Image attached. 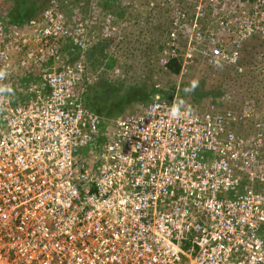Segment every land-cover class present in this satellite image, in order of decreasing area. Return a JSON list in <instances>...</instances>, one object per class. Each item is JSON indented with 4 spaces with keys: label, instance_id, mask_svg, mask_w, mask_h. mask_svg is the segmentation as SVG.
<instances>
[{
    "label": "built area",
    "instance_id": "2783aa9c",
    "mask_svg": "<svg viewBox=\"0 0 264 264\" xmlns=\"http://www.w3.org/2000/svg\"><path fill=\"white\" fill-rule=\"evenodd\" d=\"M240 1L210 0L236 10L227 16L234 51L210 52V65L236 67L241 41L264 39V0ZM2 18L0 264H264L261 134L241 141L227 130L229 115L155 101L103 135L84 103L86 67L59 52L68 40L84 50L82 31L55 8L22 27ZM187 18L181 11L174 26ZM45 63L22 89L35 77L22 70ZM243 118L264 126L252 112Z\"/></svg>",
    "mask_w": 264,
    "mask_h": 264
},
{
    "label": "trees",
    "instance_id": "16d2710c",
    "mask_svg": "<svg viewBox=\"0 0 264 264\" xmlns=\"http://www.w3.org/2000/svg\"><path fill=\"white\" fill-rule=\"evenodd\" d=\"M86 1L88 0H12V4L9 5L10 8L5 17L3 16V19L8 25L22 27L27 21L37 18L44 10L49 8H55L66 17L70 16L71 12L76 11L77 14L85 11L84 14L86 15L88 13V7L84 5ZM102 1L104 9L102 14L109 20V24L118 25V21H121L120 19L125 14L123 5L120 7L116 4L115 0ZM143 1L147 9L148 5H146V2H152H149V5L153 9L148 10L149 14L153 15L151 18L156 19L160 29L162 28L164 32L163 35H169L172 20L169 19L168 24L165 23L161 14L164 4L166 5V0ZM151 20L147 24L143 23L144 25L136 23L132 27L133 29H120L124 33V36L115 54L108 53L107 55H103V46L107 47V43H104L101 48V45H94L92 39L88 37L87 49L91 60L94 61V57H103L102 59L107 62L106 66L109 71L116 68L119 72V75H115V77L110 72L104 73L102 78L97 80V83L87 90L84 97L85 106L100 115V117H103L102 134H107L115 125L117 118L125 113L126 110L128 114L124 117H130L139 114L144 108L155 101L165 102L166 104L174 103L176 107L187 109L196 115L205 114L210 109H212L211 112L213 114L220 116L229 115L231 120L230 125H227V130L233 132L241 141L255 138L260 133L263 134L260 129H257L256 125L243 123L245 110L240 106L239 102L248 92L247 86L244 87L251 76L248 68L250 67L251 69V63L255 61L257 54L255 53L250 58L242 55V58L239 60L241 73L243 71L242 74L237 73L231 67L225 66L216 69V74L220 78L219 82L214 79L213 74H208L207 83L209 87L203 93V97L206 96L208 102L200 103L196 92L202 89L205 81L201 80L199 85L190 88L188 95L180 93L182 90L180 88L175 91L172 83L182 70V59L179 57L173 59L165 57L163 54L165 50L164 39L151 40L155 35L153 33L157 29L156 22L154 20L150 22ZM67 24L70 28L79 29V25L75 23V19L72 21L67 20ZM64 46L62 47V51L60 47V53L66 56L64 58L66 62L79 59L77 51H74L71 48L72 46L66 49H64ZM140 56H144L148 60V68L146 67L147 72L144 77H141V75L140 77H136V74H141L135 65L136 62L142 61ZM89 58V62H92ZM122 58L124 59L122 60ZM142 63H138L140 69L141 67H145L144 64L141 65ZM84 64L88 71V64L86 62ZM262 74L259 79L264 81V73L262 72ZM156 77L159 80L156 81ZM112 78L116 79V81ZM189 95L191 98L187 102ZM199 97H201L200 94ZM15 100L23 102L25 101V96L22 93L20 95L16 94ZM251 109L252 112L255 111L253 108ZM254 115L256 116L257 113H254ZM103 137L101 136L100 138ZM260 151L264 154V134L263 146L260 148ZM255 188L257 192H262L263 190L262 187Z\"/></svg>",
    "mask_w": 264,
    "mask_h": 264
},
{
    "label": "rangeland",
    "instance_id": "374dc122",
    "mask_svg": "<svg viewBox=\"0 0 264 264\" xmlns=\"http://www.w3.org/2000/svg\"><path fill=\"white\" fill-rule=\"evenodd\" d=\"M86 2H84V5L88 7V13L86 15L84 14L85 11L81 10V13L77 14L76 11L71 12V15L68 17L65 16L66 20L68 21H72L75 19V23L79 25L78 28L82 31L83 34V42L85 47L84 50H81L78 47L74 46V44L70 40L64 41L60 47L62 51L63 45H65L64 49L70 48L72 46L71 48L74 51H77L79 59L74 61L69 60V63H75L80 61L81 59L83 64L85 62L88 64L89 70L87 71V73L89 79H91L90 82H92V85H90V87H92L97 83V80L102 78L104 73L110 72L112 73V76L115 77V75H119V72L116 68L109 71L106 66L107 62L102 59L103 57H94V61L91 60L90 55H88L87 49L88 37L92 39V43L94 45H101V48L104 43H107L108 48L106 46H103V55H107L108 53L115 54L117 52V47L120 45V43H122L121 39L124 36V33H122L120 29L123 30L127 28H132L136 23L147 24L150 19H152L150 22H152L153 20L156 22V19L151 18L153 15H150V12H148V10L153 9L149 5L150 3H152L150 1V3L148 1L146 2V5H148L147 9L143 0H115L116 4H118L120 7L123 5L125 9V14L122 16V19H120L121 21H118V25H113V23L109 24V20H107L102 14L104 10L102 7V0H88ZM239 3L245 5L247 8L252 4L250 0H241ZM11 4L12 0H0V15H3L5 17L8 9L10 8L9 5ZM220 4L221 5L219 7H216L212 6L210 0H167L166 5L164 4L163 6V11L161 12V14L165 23L168 24V20H172L171 29L169 30L170 33L169 35H163L164 32L162 31V28L160 29V26L156 22L157 29L153 33L155 35L152 37L151 40H158L159 38L164 39V52H166L167 55L171 53H176V58H182L186 50L191 45H193V42L195 43L194 39H199L195 43L196 50L194 51L190 62L186 66L182 63V70L180 74L176 77V80H173L172 85L174 86L175 91L180 88V90L182 89L180 93H185L186 95H188L190 88L196 87L197 85H199L201 80H204L205 84L203 85L202 89L198 91L201 97H199L198 92H196L200 103L208 102L206 96L203 97V93L205 92V90H207V87H209L207 83V79L209 78L208 74H213L214 79L219 82L220 78L216 74V69L218 67H231L238 73V69H241V66L239 65V60L242 58V55L246 58H250L256 53L257 55L255 61L251 63V69L250 67L248 68V72L251 73V76L244 85V87L247 86L248 92L239 102L241 104L240 106H242V108L245 110L244 113L252 112L251 108H253L257 112L259 124L264 125V81H262V79H259L263 75L262 72L264 73V39L260 37H252L249 39L242 40L239 46L240 49L238 51V64L236 67L222 63L217 64L215 66L209 64L208 60L210 52L214 50L222 51V48H224L228 54H232V52L234 51L233 45L236 40L234 33L235 30L233 29L231 23L229 22L230 19L227 16L230 15V18L233 19L232 15L236 10H230L231 7H226V5L224 6L222 2ZM194 8L196 10H194ZM181 11L187 13L189 15V18L179 20L181 27L179 25L174 26V21L177 19ZM191 20L195 21V25L199 28L198 31H195L194 29L193 31H191V26L194 25ZM2 21L4 22V19ZM226 23H229L228 26H226ZM72 29L75 30L77 28L72 27ZM174 30L175 32L177 31V36H170L171 32H173ZM190 41L192 43L188 45ZM167 55H165V57H167ZM65 57V55H62V59L64 61ZM88 58L92 62H89ZM123 59L124 58H122V60ZM140 59L142 60L140 62H143L141 65L144 64L145 67H141L140 69V65L138 64L140 62L135 63L136 67L138 68L137 70L141 73L136 74V77H140V75L141 77H144L147 72L146 67L148 60L144 56H140ZM11 67L19 68V62L17 61V64L13 62ZM50 67V65L45 63L42 64L39 68L31 69L33 71L22 70L21 73H33L35 76V74L40 73V71H37V69L46 70L47 68L50 69ZM33 80H37L36 76ZM113 80L116 81V79ZM155 80H159L158 77H156ZM36 83L38 82H34V84ZM190 95L187 98V102L190 101ZM172 104L175 105L174 103ZM127 114L128 113L126 110L125 113H123L117 118L116 122L120 119L127 118L124 117ZM101 118L103 120L102 116ZM249 121H251V118L244 119L243 123L246 122L250 125L257 124V122L252 123ZM257 129H260L264 134V128ZM260 134L263 136L262 133Z\"/></svg>",
    "mask_w": 264,
    "mask_h": 264
},
{
    "label": "crops",
    "instance_id": "0c3cea01",
    "mask_svg": "<svg viewBox=\"0 0 264 264\" xmlns=\"http://www.w3.org/2000/svg\"><path fill=\"white\" fill-rule=\"evenodd\" d=\"M34 79V78H33ZM31 77L27 80V79H25V80H27V81H25V82H23V83H21L22 85H21V88L23 89L24 88V86L27 84V83H30V82H34V80H33ZM36 82V81H35ZM16 95V94H15ZM19 95V94H18ZM14 99H15V96H14ZM253 114L254 113H257L256 111H253L252 112ZM250 122H255V121H253V118L251 119V121Z\"/></svg>",
    "mask_w": 264,
    "mask_h": 264
},
{
    "label": "clouds",
    "instance_id": "9594fccd",
    "mask_svg": "<svg viewBox=\"0 0 264 264\" xmlns=\"http://www.w3.org/2000/svg\"><path fill=\"white\" fill-rule=\"evenodd\" d=\"M174 116L178 114V109H174L173 110V113H172Z\"/></svg>",
    "mask_w": 264,
    "mask_h": 264
}]
</instances>
